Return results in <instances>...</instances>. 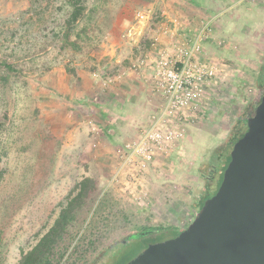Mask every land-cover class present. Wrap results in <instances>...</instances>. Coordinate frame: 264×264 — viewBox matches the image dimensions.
<instances>
[{"label": "rangeland", "instance_id": "rangeland-1", "mask_svg": "<svg viewBox=\"0 0 264 264\" xmlns=\"http://www.w3.org/2000/svg\"><path fill=\"white\" fill-rule=\"evenodd\" d=\"M239 3L241 9L250 3L264 7V0ZM164 4L0 0V57L16 68L0 66V264H19L84 177L96 181L97 192L69 230L63 264H128L149 245L186 229L206 185L217 188L218 158L233 149L227 144L232 128L255 114L264 93V41L254 54L243 51L230 60L232 73L223 87L215 92L216 78L205 91L208 108L166 155L146 167L137 158L126 163L131 155L124 148L142 127L112 147L98 126L105 76L116 71L105 52L128 38L123 26L138 23L139 11L159 27ZM75 5L84 11L73 22ZM246 18L240 29L251 40ZM243 43L238 46L246 48ZM213 166L218 171L211 174ZM145 229L152 232L123 241Z\"/></svg>", "mask_w": 264, "mask_h": 264}, {"label": "crops", "instance_id": "crops-1", "mask_svg": "<svg viewBox=\"0 0 264 264\" xmlns=\"http://www.w3.org/2000/svg\"><path fill=\"white\" fill-rule=\"evenodd\" d=\"M244 6L241 9L239 0H165L161 9L163 22L159 27H151L150 19L123 26L129 31L128 38L115 42L105 52L109 66L116 71L105 76L107 98L99 109L101 123L98 126L110 146L135 135L146 126L152 113L164 110V98L154 85L155 65L161 49L197 39L200 59L218 67L215 92L223 87L220 84L232 73L230 60L234 62L243 51L254 54L264 41V7L256 9L253 3ZM257 10L258 19L254 17ZM245 15L251 40L241 31L245 27L242 23ZM242 42L248 46H238ZM111 94L116 97L112 99ZM203 98L207 101L203 104L201 100L200 111L210 104L208 94Z\"/></svg>", "mask_w": 264, "mask_h": 264}, {"label": "water", "instance_id": "water-1", "mask_svg": "<svg viewBox=\"0 0 264 264\" xmlns=\"http://www.w3.org/2000/svg\"><path fill=\"white\" fill-rule=\"evenodd\" d=\"M247 126L233 146L220 187L192 223L177 236L149 245L128 264H264V96Z\"/></svg>", "mask_w": 264, "mask_h": 264}, {"label": "built area", "instance_id": "built-area-1", "mask_svg": "<svg viewBox=\"0 0 264 264\" xmlns=\"http://www.w3.org/2000/svg\"><path fill=\"white\" fill-rule=\"evenodd\" d=\"M137 16L142 21L149 19L142 11ZM198 52L197 39H187L159 51L154 85L163 96L165 107L162 112L151 115L136 138L126 143L124 148L131 155L126 163L137 158L146 167L163 157L186 135L188 125L197 121L202 97L218 72V67L200 59Z\"/></svg>", "mask_w": 264, "mask_h": 264}, {"label": "trees", "instance_id": "trees-1", "mask_svg": "<svg viewBox=\"0 0 264 264\" xmlns=\"http://www.w3.org/2000/svg\"><path fill=\"white\" fill-rule=\"evenodd\" d=\"M84 11V5H75L72 13V21L76 22ZM0 66H4L10 71L16 70L15 66L8 63L0 57ZM260 86L264 89V77L259 81ZM264 93L260 97V102ZM259 105V104H258ZM257 108V107H256ZM254 115V114H253ZM252 114H248L246 119H239L233 126L230 138L227 142L230 147L244 136L247 131V119ZM224 150L219 156L220 179L217 188L214 190L211 183L206 185L205 191L199 202V209L204 205L205 201L216 194L223 180L224 171L231 160V152ZM76 193L70 196L66 204L60 210L58 217L54 220L50 228L41 236L37 243L27 252L22 253L19 264H63L69 248V230L76 222L78 212L85 209L86 205L97 192V183L92 177H84L76 186ZM183 230L177 231V236ZM165 233V232H163ZM173 236V237H175Z\"/></svg>", "mask_w": 264, "mask_h": 264}, {"label": "flooded vegetation", "instance_id": "flooded-vegetation-1", "mask_svg": "<svg viewBox=\"0 0 264 264\" xmlns=\"http://www.w3.org/2000/svg\"><path fill=\"white\" fill-rule=\"evenodd\" d=\"M217 171H218V167L213 166L211 174L216 173ZM151 232H152V229H151Z\"/></svg>", "mask_w": 264, "mask_h": 264}]
</instances>
